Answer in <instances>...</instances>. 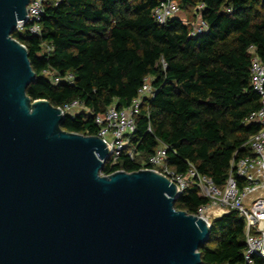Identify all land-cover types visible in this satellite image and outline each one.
<instances>
[{
    "label": "trees",
    "instance_id": "1",
    "mask_svg": "<svg viewBox=\"0 0 264 264\" xmlns=\"http://www.w3.org/2000/svg\"><path fill=\"white\" fill-rule=\"evenodd\" d=\"M175 1L190 22L195 8L204 6V34L191 37L179 18L158 25L152 11L159 0H61L56 6L48 0L39 36L27 28L12 35L26 48L35 74L26 94L53 107L80 102L85 110L67 116L61 128L95 136L94 117L113 105L129 107L150 78L153 96L143 100L127 147L137 157L124 154L115 166L103 165L101 174L138 171L164 145L170 170L185 174L192 166L222 187L231 165L249 155L245 144L259 129L244 121L260 108L248 49L264 60V0ZM47 71L72 74L73 82L53 84ZM206 203L191 186L174 208L196 215ZM244 250L245 222L231 211L212 221L199 253L202 264H241ZM255 264L264 262L256 257Z\"/></svg>",
    "mask_w": 264,
    "mask_h": 264
},
{
    "label": "water",
    "instance_id": "2",
    "mask_svg": "<svg viewBox=\"0 0 264 264\" xmlns=\"http://www.w3.org/2000/svg\"><path fill=\"white\" fill-rule=\"evenodd\" d=\"M29 1L0 0V264H202L210 227L174 208V183L102 175L105 143L27 96L35 74L12 35Z\"/></svg>",
    "mask_w": 264,
    "mask_h": 264
},
{
    "label": "built area",
    "instance_id": "3",
    "mask_svg": "<svg viewBox=\"0 0 264 264\" xmlns=\"http://www.w3.org/2000/svg\"><path fill=\"white\" fill-rule=\"evenodd\" d=\"M56 6L61 0H52ZM48 0H30L26 7L25 20L18 22L16 32L22 33L26 28L33 35H40L39 22L44 15V8ZM204 6L199 5L193 11V21L188 22L181 16L179 5L175 0H159L158 6L153 9L152 17L158 25H165L169 20L179 18L183 24L190 26V36L204 34L207 23L202 19L201 12ZM231 13V9L226 10ZM250 85L258 95L260 108L251 113L244 121L246 124L258 126V131L246 142L249 155L238 159L231 165V172L222 187H218L207 176L199 174L190 166L185 174H179L166 166L167 148L159 145L153 154L142 163L139 170H153L175 184L179 196L189 187L195 186L198 195L207 200L205 205L198 208L196 216L203 219L209 227L212 221L219 219L231 211L237 212L245 222V250L241 264H255V258L264 262V60L254 53L251 46ZM45 75L53 84L61 81L73 82V75L67 74L61 78L52 72ZM153 96L151 79L145 78L138 89L136 97L129 107L117 109L115 105L107 108L102 115L94 117V124L98 128L96 137L106 145L109 156L103 160V165L111 162L115 166L122 155L131 160L137 157L134 150H127L130 136L135 131V117L144 99ZM65 116H75L84 106L78 101H72L59 107ZM90 114L89 111H84ZM239 183H242L241 187ZM213 216V217H212Z\"/></svg>",
    "mask_w": 264,
    "mask_h": 264
},
{
    "label": "rangeland",
    "instance_id": "4",
    "mask_svg": "<svg viewBox=\"0 0 264 264\" xmlns=\"http://www.w3.org/2000/svg\"><path fill=\"white\" fill-rule=\"evenodd\" d=\"M181 16L185 17V18L187 19L188 22H190V20L192 19V18H191V15H187V16H186V13H185V12H182V13H181ZM212 217H213V216H212Z\"/></svg>",
    "mask_w": 264,
    "mask_h": 264
}]
</instances>
